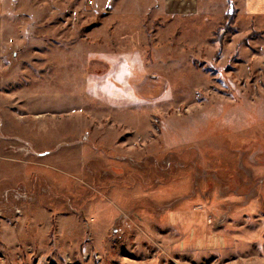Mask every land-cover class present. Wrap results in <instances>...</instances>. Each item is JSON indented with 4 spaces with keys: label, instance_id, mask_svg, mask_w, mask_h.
<instances>
[{
    "label": "rangeland",
    "instance_id": "obj_1",
    "mask_svg": "<svg viewBox=\"0 0 264 264\" xmlns=\"http://www.w3.org/2000/svg\"><path fill=\"white\" fill-rule=\"evenodd\" d=\"M141 5L1 1L0 264H264V0Z\"/></svg>",
    "mask_w": 264,
    "mask_h": 264
},
{
    "label": "crops",
    "instance_id": "obj_2",
    "mask_svg": "<svg viewBox=\"0 0 264 264\" xmlns=\"http://www.w3.org/2000/svg\"><path fill=\"white\" fill-rule=\"evenodd\" d=\"M1 1H4V0H0V4H1ZM107 1V0H106ZM134 0H117L118 2V9L124 11L126 10L127 11V16H132V9H133V12L134 14H139V13H143V10H144V7L141 5L142 2H146L147 0H138L140 1V5H136V6H132V2ZM160 1H164V0H148V4H149V7L147 8V11L148 9L150 10H159L160 8L157 6V4L160 2ZM169 1L171 0H165V3H168ZM173 1H176V0H172ZM256 1H259V0H256ZM188 5H191L190 3H188ZM178 7V6H177ZM180 10L183 12L182 8L179 7ZM264 9V5L262 7ZM179 10V9H177ZM126 15V14H125Z\"/></svg>",
    "mask_w": 264,
    "mask_h": 264
},
{
    "label": "built area",
    "instance_id": "obj_3",
    "mask_svg": "<svg viewBox=\"0 0 264 264\" xmlns=\"http://www.w3.org/2000/svg\"><path fill=\"white\" fill-rule=\"evenodd\" d=\"M226 190H228V188Z\"/></svg>",
    "mask_w": 264,
    "mask_h": 264
}]
</instances>
